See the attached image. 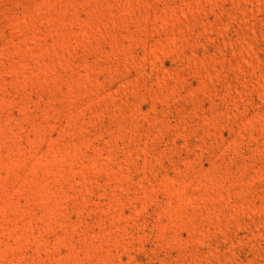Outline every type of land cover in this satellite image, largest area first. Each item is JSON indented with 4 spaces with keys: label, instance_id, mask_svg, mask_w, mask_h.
<instances>
[{
    "label": "rangeland",
    "instance_id": "rangeland-1",
    "mask_svg": "<svg viewBox=\"0 0 264 264\" xmlns=\"http://www.w3.org/2000/svg\"><path fill=\"white\" fill-rule=\"evenodd\" d=\"M0 264H264V0H0Z\"/></svg>",
    "mask_w": 264,
    "mask_h": 264
}]
</instances>
